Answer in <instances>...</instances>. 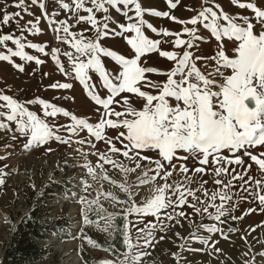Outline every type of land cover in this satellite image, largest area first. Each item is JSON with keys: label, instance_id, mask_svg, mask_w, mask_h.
Masks as SVG:
<instances>
[{"label": "snow or ice", "instance_id": "snow-or-ice-1", "mask_svg": "<svg viewBox=\"0 0 264 264\" xmlns=\"http://www.w3.org/2000/svg\"><path fill=\"white\" fill-rule=\"evenodd\" d=\"M52 2L57 5L60 12H69L75 25L81 23L90 25V28L95 30L96 36L88 38L85 35L87 30L77 36L70 31L69 20L57 19L60 12L55 9L50 12L44 0H28L29 4L41 9V16L27 21L21 28V32L40 34L39 23L43 18L50 27L54 26L52 28L54 32L63 33V36L58 35L57 39L63 43H70L75 49L76 55L72 52H65L64 55L72 64L75 79L83 85L95 105L100 106L97 109L98 122L93 124L87 119L77 118L64 108L40 98L21 102L18 98L0 91V130L18 133L25 137L26 149L46 145L52 139L62 144H69L73 142V135L86 132L95 141L105 142L109 146L110 154H119L122 158L132 161L134 166L129 167L112 159L109 153H101L99 156V160L103 162L98 165L99 167L110 164L125 175L139 171L138 186L149 183L154 185L148 198L142 202H135L132 186L127 182L120 183L119 188L127 195V199L117 203L128 205L122 209L123 215L119 217L120 219L126 220L129 215L134 214L152 216L160 223L164 219L169 221L176 219L179 223L178 218L187 219L188 217L185 212H175V209L187 205L197 214L208 213L209 218L218 223L201 225V227L208 233L219 234L221 239L227 241L229 233L239 230L233 227L225 230L218 226L225 223L222 218L243 220L256 212L264 213V178L255 179L251 175L253 165L264 173V0H255V2L230 0L232 6L239 10H250V14H244V11L230 14L215 0H201L200 9L196 15L187 20H179L171 14V11L145 9L139 0H90L91 6H86V0H69V2L52 0ZM166 3L170 10H175L180 0H166ZM11 6L20 11L9 12L7 10L9 5L5 4L3 9H0V26H7L11 21L19 24L17 18L23 19L22 13L35 15L26 6V0H14ZM81 10L85 15L80 14ZM113 10L125 17L126 22H117L116 27L110 30ZM187 10L194 11V9ZM98 13L104 15L98 17ZM145 15L167 18L184 27L182 32L158 29L144 19ZM197 25L209 31L217 41V51L214 55L208 57L194 55L197 42L203 40ZM144 28L166 38L174 37L170 43L176 49H183V51L162 50L160 48L162 41L149 38L145 35ZM130 33L133 35H128ZM109 35L122 36L134 50V56L126 58L123 54L103 47L100 42ZM225 40L234 44L231 56L227 54ZM9 42L14 45V48L8 46ZM26 49H35L36 52L44 55L49 54L45 51L44 45L26 42V37L22 39L12 33H0V61L9 62L21 73L25 72V66L23 63H15L14 58H19L21 62H34L36 65L45 63L37 56L29 54ZM58 51L55 48L51 49V58L59 65L60 72L67 76L68 73L65 72L57 55ZM149 53H158L160 57L174 62L175 66L169 71H158L156 68L142 66V58ZM101 55L110 57L120 70L115 74L110 73L102 63ZM82 57L87 58L86 62ZM203 60L213 64L212 69L206 73L197 67V62ZM89 70L98 75L103 88L108 92L106 97H102L96 90ZM226 71L230 74H226ZM147 74L165 76L166 80L156 83L149 79ZM217 77L221 82L217 81ZM50 87L70 89L72 84L54 83ZM132 96L143 101L139 109L132 106ZM171 101H175V105ZM31 104L40 105L44 117L71 115L72 122L67 125L50 126L36 112L29 110L27 105ZM117 106L127 107L124 111H117ZM61 128L67 130L68 138H62L56 134ZM105 129L114 130L115 142L112 137L105 135ZM12 138L15 140L18 137L14 134ZM75 142L88 143L95 147L93 140L85 141L81 138ZM149 152H154L155 158L149 156ZM181 152L186 155H180ZM190 157L199 166L189 169L186 162ZM175 161L180 163L177 164ZM210 164L214 166L213 172L216 178L213 182L217 186L216 190L209 193L206 188H202L201 185L208 183L203 180L196 188H192L193 181L190 173L194 172L203 176L207 174L206 167ZM87 171L93 174V166L88 165ZM176 172L183 174V181L169 182ZM6 174L0 172V185L5 183L3 177ZM221 176H230V179H219ZM104 179H108L106 174ZM158 179L163 183L155 184ZM235 182H241L238 193L230 194L231 189L237 188ZM253 184L255 191L252 190ZM86 187L89 186L86 185ZM201 191L203 196L208 198L207 200L197 196V192ZM236 194H243L241 198L245 202H249L250 197L258 204V207L244 210L239 217L231 216V212L235 211L237 205L235 203L230 205L229 202L233 201V196ZM105 195L116 200L111 192ZM189 198L195 202L189 203ZM130 200H133L131 204H129ZM83 202L89 206L86 213L88 210H95L98 219L105 221L100 231L121 232L123 246L129 251L123 253L124 259L120 264H143L144 258L151 253L133 252L132 249L150 248L155 242L153 230L158 227V224L149 221L145 227L136 228L137 236L133 238L130 227L134 225L117 227L114 223H109L117 218L116 213H107L100 205L99 198ZM196 202L203 204L204 207H197ZM93 205H96L95 209L92 208ZM210 208L215 209V212L210 213ZM168 209L173 211L169 212ZM84 219L86 223H93L86 214ZM261 227H264V221L258 225H250L247 234L241 236V240L247 245L249 235L256 233ZM191 238L206 245L211 240V237L205 238L195 233L191 234ZM86 239L93 247L102 248V245H98L90 237ZM253 240L264 246V241L257 237H253ZM218 244L219 240H212L210 247L216 253H221L222 249L218 247ZM248 255V252L243 253L245 264H247ZM255 255L264 257V251ZM173 256L176 258L175 254ZM176 259L179 264V259ZM95 264H116V261L100 259L95 261ZM253 264H255V257Z\"/></svg>", "mask_w": 264, "mask_h": 264}, {"label": "rangeland", "instance_id": "rangeland-1", "mask_svg": "<svg viewBox=\"0 0 264 264\" xmlns=\"http://www.w3.org/2000/svg\"><path fill=\"white\" fill-rule=\"evenodd\" d=\"M47 9L51 12L53 9L60 12L52 0H44ZM69 2V0H64ZM145 9H157L160 11H171V14L177 17L179 20H187L190 17L196 15V12L200 9L201 0H180L179 6L175 10H170L166 0H139ZM220 3L224 10L230 14L244 11V14H250V10H239L232 6L230 0H215ZM255 2V0H253ZM14 0H0V9H3L5 4L9 5L7 10L15 13L20 11L13 6ZM26 6L35 15H23V19H19V24L16 21H11L7 26H0V33H12L23 38L26 37V42L37 43L45 46V51L48 55L36 52L35 49H26V51L34 56L45 61L41 65H36L34 62H21L19 58H14L15 63H23L25 66V72L21 73L13 67L9 62L0 61V91L5 94L11 95L14 98H18L21 102L32 100L36 98L43 99L46 102L62 107L69 111L71 115H75L77 118L87 119L90 123L95 124L98 122L99 113L97 109L100 106L95 105V102L88 96L87 91L83 85L79 83L74 76V70L71 62L65 52H72L74 55L75 49L71 47L70 43H63L57 36H63V33H56L52 30V27L43 18L40 19L39 27L41 33L33 35L30 32H21V28L29 20H35L36 17L41 16V9L38 6H34L28 3L26 0ZM86 6L90 5V0H86ZM187 9H194V11H188ZM81 15H85L83 10ZM103 13H98V17H102ZM112 20L110 21V30L115 28L117 22L125 23V17L116 11H111ZM67 18L70 23V31L79 36L80 33L85 32L88 38H94L96 36L95 30L90 28L87 23H81L75 25L74 20L69 12H60L57 19ZM144 19L153 24L158 29H169L173 32H182L183 25L170 21L167 18L155 17L152 15H145ZM189 27H191L189 25ZM199 34L203 37L202 41L197 42V47L194 50V55L199 56H212L217 51V41L210 35V32L203 29L202 26L197 25ZM145 35L153 40H160V48L162 50H171L182 52L183 49H176L170 41L174 37H163L157 35V33L144 28ZM133 35V34H128ZM187 38V37H183ZM101 45L109 50L116 51L118 54H123L126 58H132L134 56V50L126 43V40L122 36L109 35L106 39L101 40ZM224 45L229 56L232 55V49L234 44L227 40L224 41ZM9 47H13L9 42ZM58 49L57 55L59 56L61 64L64 66L65 72L68 75H64L59 70V65L53 60L51 49ZM101 61L105 65L106 69L112 73H117L120 68L110 57H104L101 55ZM86 62V57H82ZM142 66L156 68L158 71H169L175 65L174 62L168 61L166 58H162L158 53H149L141 60ZM197 67L202 72L210 71L213 64L209 61L203 60L197 62ZM47 75H44V74ZM226 74H230L226 71ZM89 75L92 76V82L96 85V90L102 97H106L108 92L103 88L98 75L89 70ZM148 78L156 83H162L166 80L165 76L157 74H147ZM218 82H221L220 78H216ZM54 83H70L72 88L70 89H53L50 86ZM215 90V89H214ZM155 94V91H153ZM132 106L139 109L143 101L137 100L136 97H131ZM175 105V101H171ZM29 110L36 112L41 119L53 127L60 125H67L71 123V115L65 117L58 115L57 117H44L42 114L41 106L37 104L27 105ZM127 106H117V111L126 110ZM14 128L15 125L13 124ZM17 135V139H13V135ZM56 134L62 138H68V132L66 129L61 128ZM105 135L112 137L115 142L116 133L114 130L105 129ZM85 141L93 140L95 147L85 143L80 144L75 141L79 139ZM72 143L62 144L55 139L49 140L46 145L33 146L31 148H25L26 138L18 133L9 132L7 130H0V172L7 173L3 179L5 183L0 185V261L5 254L6 248L11 241V237L15 230L18 221L32 209L35 204L36 196L42 195V190L49 183H58L63 187L65 191L56 192L46 199V209L52 218L68 220L67 229L64 231H56L53 235H50L48 240L42 245L50 249V254L37 264H88L84 261L83 256L87 254L92 260L98 261L100 259L115 260L116 264H120L123 261V253L129 251L127 248L124 250L117 249L116 251H108L107 249L113 248L112 239L115 236L113 231H100V228L104 226L105 221L98 219L97 211L88 210L89 206L83 201L96 200L99 198L100 205L106 210L107 213H116L114 221L115 226L119 227V217L123 215L122 209L128 207V205L117 203V201H123L127 199V195L119 188V184L127 182L132 186L133 200L135 202H142L151 195V189L154 187L152 183L138 186L137 177L140 175L138 171L135 174L125 175L118 168H113L110 164H105L103 167L98 165L103 163L99 160L101 153H109V146L105 142L95 141L86 132H81L79 135L72 136ZM119 147V144H117ZM51 149V151H49ZM110 154V153H109ZM111 158L118 163H123L126 166H134L132 161L122 158L119 154H110ZM149 156L155 158L154 152H149ZM180 155H186L180 153ZM228 155V153H224ZM247 159V158H245ZM250 163V161H248ZM179 164L180 161H175ZM189 169H193L199 166L197 162L191 157L186 162ZM91 165L94 168V173L89 174L87 166ZM154 167V166H153ZM213 165L206 167V173L203 176L194 172L190 173L192 179V188H196L200 184L201 180L207 181L206 185H201L202 188H206L209 193L216 190L217 186L214 184ZM239 168V166H235ZM107 175L108 179H104V175ZM152 173H150L151 175ZM251 175L255 179L264 178V173H261L257 166L253 165ZM184 176L181 173H174L169 182L183 181ZM219 179L228 180L230 176H221ZM162 180H157L155 184H162ZM237 188L230 190V194L238 193L239 183ZM89 186V187H86ZM252 190L255 191V185H252ZM36 191L34 197L31 196V192ZM113 193L116 200H112L107 197L106 193ZM243 194H236L233 196V201L229 202L231 205L235 203L237 205L235 211L231 212V216L239 217L242 212L250 207L257 208L258 204L251 200L245 202L241 198ZM197 196L201 199L207 200L208 198L203 196V192H197ZM44 200V201H46ZM129 201V204L133 202ZM189 198V203H193ZM197 203V207L203 208L204 205ZM219 203V201H217ZM93 209L96 205L92 206ZM167 211L172 212V209ZM183 211L187 215V219L178 218L171 221L164 219L162 223L155 220L152 216H137L129 215L125 220V225H134L130 227V234L133 238L137 236L136 228L145 227V225L151 221L158 224V227L153 230V237L155 238L154 244L145 249L143 247L133 248V252H150L149 256H146L143 260V264H245L244 252H248L247 264H253V258L255 257V264H264V257L256 256V253L264 251V246L253 240V237H257L259 240L264 241V227L257 230L256 233L249 235L247 245L245 241L241 240V236L247 234L248 227L250 225H258L264 221V213L256 212L246 216L243 220H232L229 217L222 218L225 223L218 225L225 230L228 227L237 228L239 231L235 233H229V240L225 241L220 238L219 234L208 233L201 225L208 226L213 223H218L209 218L208 213L201 212L197 214L193 208L187 205L183 208L175 209V212ZM173 212V215H175ZM210 213H214L215 209L210 208ZM85 214L88 219L93 223L85 222ZM103 215V214H101ZM99 225V226H98ZM195 233L197 236L211 237L209 244L200 243L198 240L191 238V234ZM179 234V235H177ZM90 237L92 241L98 245H102V248H96L87 242ZM163 237V239H161ZM212 240H219L218 247L222 249L221 253H216L213 248L210 247ZM140 244H143L141 238ZM184 247H181V246ZM250 246V247H249ZM118 254V255H116ZM175 254V257L173 256Z\"/></svg>", "mask_w": 264, "mask_h": 264}, {"label": "trees", "instance_id": "trees-1", "mask_svg": "<svg viewBox=\"0 0 264 264\" xmlns=\"http://www.w3.org/2000/svg\"><path fill=\"white\" fill-rule=\"evenodd\" d=\"M61 191H65L63 187L58 183L52 182L43 188L41 196H36L32 209L18 221L11 241L6 248L5 258L0 264H37L50 254V249L42 244L56 231L67 229L69 221L52 218L45 207L46 199L50 198L52 194ZM35 195L36 191H32L31 196L34 197ZM118 221L119 226L125 225L123 219ZM115 233L112 239L113 252L117 249L124 250L121 232L116 231ZM83 258L88 264L94 263V260L87 254Z\"/></svg>", "mask_w": 264, "mask_h": 264}, {"label": "water", "instance_id": "water-1", "mask_svg": "<svg viewBox=\"0 0 264 264\" xmlns=\"http://www.w3.org/2000/svg\"><path fill=\"white\" fill-rule=\"evenodd\" d=\"M4 258H5V254L3 255L2 260L0 262H2L4 260Z\"/></svg>", "mask_w": 264, "mask_h": 264}]
</instances>
